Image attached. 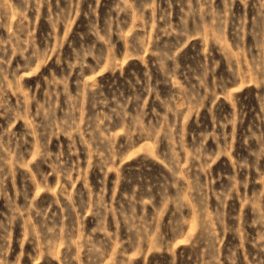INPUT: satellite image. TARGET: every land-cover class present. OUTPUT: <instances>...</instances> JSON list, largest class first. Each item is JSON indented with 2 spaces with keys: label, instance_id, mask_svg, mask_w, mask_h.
<instances>
[{
  "label": "rangeland",
  "instance_id": "374dc122",
  "mask_svg": "<svg viewBox=\"0 0 264 264\" xmlns=\"http://www.w3.org/2000/svg\"><path fill=\"white\" fill-rule=\"evenodd\" d=\"M0 264H264V0H0Z\"/></svg>",
  "mask_w": 264,
  "mask_h": 264
}]
</instances>
